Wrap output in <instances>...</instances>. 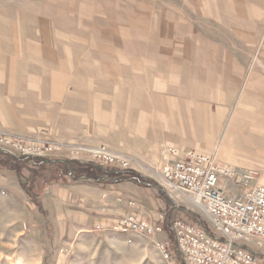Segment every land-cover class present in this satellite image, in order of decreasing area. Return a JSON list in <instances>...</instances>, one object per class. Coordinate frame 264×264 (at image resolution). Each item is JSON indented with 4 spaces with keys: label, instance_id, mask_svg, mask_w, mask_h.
<instances>
[{
    "label": "crops",
    "instance_id": "0c3cea01",
    "mask_svg": "<svg viewBox=\"0 0 264 264\" xmlns=\"http://www.w3.org/2000/svg\"><path fill=\"white\" fill-rule=\"evenodd\" d=\"M1 128L105 144L156 169L164 142L256 166L264 185V0H0ZM139 174L153 182L61 176L39 205L12 193L47 214L53 251L130 212L156 219L170 197Z\"/></svg>",
    "mask_w": 264,
    "mask_h": 264
},
{
    "label": "rangeland",
    "instance_id": "374dc122",
    "mask_svg": "<svg viewBox=\"0 0 264 264\" xmlns=\"http://www.w3.org/2000/svg\"><path fill=\"white\" fill-rule=\"evenodd\" d=\"M257 59L258 52L254 57V61L256 62ZM0 130L6 131L7 129L1 128ZM12 132L18 133L16 131ZM19 134L31 136V138L35 139L55 138L56 144L58 145L57 149L53 148L46 152V144H40L35 139H27L25 140V145L29 146L26 148L31 149L28 150L29 152L37 150L35 152L39 154L46 152V155H50L55 159L60 156L63 157L59 161L71 160L75 156L85 161L92 158L105 159V156L112 154L115 156L113 157V162L124 163L135 172L152 174L162 179L161 166L157 169L150 167L136 156L117 152L105 144L91 145L84 142L75 143L72 139L53 135L38 137L23 133ZM9 144H12L14 152H18L17 150L19 148L21 149L18 144L13 142ZM167 145L169 144L162 142L158 148L162 162L164 161V156L161 150ZM28 151L27 149L25 150V152ZM33 157L40 159V157ZM25 166H29L30 170L28 167L23 168L21 166L22 169L17 172L16 170L4 168L0 165V188L3 189L0 192V264H169V261L164 258V254L160 252L159 247L156 246V240L171 246V253L173 254L171 257L172 264H189L184 254L178 251L175 237L171 232L170 226L173 220L183 219L193 224L200 223L207 229L210 235L220 236L215 231L214 225L208 221L203 210L181 194V196L178 195L179 199L177 200L169 196L170 200L166 202V206L158 210L156 217L160 216L161 213H165L164 223L166 232H158L153 235V238L130 231L117 232L116 230H108L105 235L103 233L97 236H95L93 231L85 232L83 235L75 232L72 238L70 237L72 239L71 242L66 241L67 237H62L60 240L63 242L57 241L53 243V251H50L49 245L43 241L44 236L41 235L45 223L49 225V222H47V214H40L41 212H37L38 208L35 211L30 210L29 204L26 203L27 197L25 193L18 196L12 192H14V189L18 190L19 187L25 192L21 184L26 182L31 185V180L34 179L38 187L32 193L41 197L47 193L48 189H52L51 186L53 185L51 183L53 179L60 177L58 176L60 171L58 167L60 165L58 163L48 164L44 171L37 170L39 169L36 168L37 166L33 168L29 163ZM101 166L108 168L107 165ZM245 168L262 174L261 170L256 168V166H245ZM32 185H35V183ZM7 188H9L11 193L7 191ZM131 205L136 206L137 204L134 203ZM135 214L145 220L152 222L156 220L143 218L141 215ZM108 221L102 225H112L115 220L111 219ZM21 231H24V233H21ZM47 248L48 251L46 250ZM252 250L264 259V248L253 246Z\"/></svg>",
    "mask_w": 264,
    "mask_h": 264
},
{
    "label": "built area",
    "instance_id": "2783aa9c",
    "mask_svg": "<svg viewBox=\"0 0 264 264\" xmlns=\"http://www.w3.org/2000/svg\"><path fill=\"white\" fill-rule=\"evenodd\" d=\"M27 139L35 138L9 130H0V149L13 155L45 158L50 157L46 155L48 150L58 148L55 138H39L35 140L40 144H46L47 151L40 154L35 152L37 150L29 152L31 149L25 145ZM12 142L20 145L21 149L19 148L18 152L13 151L12 144H9ZM161 153L164 156V163L161 167L162 179L158 178V183L173 199H179L178 195L182 194L201 208L208 221L214 225L215 231L220 234L210 235L199 223L193 224L183 219L173 220L171 232L178 250L184 254L188 263L264 264V259L252 250L253 246L264 248V185L258 183V172L224 164L215 155L195 149L180 150L167 145L162 148ZM110 156L87 161L75 156L71 160L131 170L124 163L113 162L115 156L112 154ZM225 179L237 180L244 188V192L228 195L221 187ZM121 198L119 197V200H122ZM128 202L135 203L131 199ZM164 219L165 213H161L154 222L139 218L135 213H128L114 218L115 221L110 226L153 238L154 234L165 231ZM96 229L107 230V226L98 224ZM156 246L169 264H172L171 246L158 240Z\"/></svg>",
    "mask_w": 264,
    "mask_h": 264
},
{
    "label": "trees",
    "instance_id": "16d2710c",
    "mask_svg": "<svg viewBox=\"0 0 264 264\" xmlns=\"http://www.w3.org/2000/svg\"><path fill=\"white\" fill-rule=\"evenodd\" d=\"M49 157L45 158H35L30 156H20V155H13L8 153L4 150L0 149V165L4 168H10L16 170L17 172L23 168H29V166H25L27 163L33 166H37L39 168L37 170H46V166L48 164H55L58 163L60 165L58 175L64 178L79 180V179H86L92 182H101L107 179V176H116L117 178L121 179H129L134 182H141V181H151L152 179L142 176L141 174L130 170V169H118L115 171L109 170V168H104L101 164L93 163V162H83L78 160H66V161H53ZM23 164V165H22ZM100 165V166H99ZM21 167V168H20ZM108 167V166H107ZM30 170V168H29ZM37 172V171H35ZM34 172V173H35ZM37 175V174H36ZM35 175V176H36ZM40 175V174H39ZM40 177V176H39ZM61 177V178H62ZM53 182V181H52ZM31 183H35V185H30L29 183L23 182L22 188L25 192L29 194L31 200L39 205V196H36L32 193L35 191L34 189L38 187L36 186V182L31 180ZM40 185V184H39ZM37 199V200H36ZM200 224V223H199ZM165 232L166 226L164 224ZM179 251V250H178Z\"/></svg>",
    "mask_w": 264,
    "mask_h": 264
},
{
    "label": "bare ground",
    "instance_id": "6f19581e",
    "mask_svg": "<svg viewBox=\"0 0 264 264\" xmlns=\"http://www.w3.org/2000/svg\"><path fill=\"white\" fill-rule=\"evenodd\" d=\"M111 230H116L117 232H127V231H129V230H119V229H117L116 226H112Z\"/></svg>",
    "mask_w": 264,
    "mask_h": 264
}]
</instances>
